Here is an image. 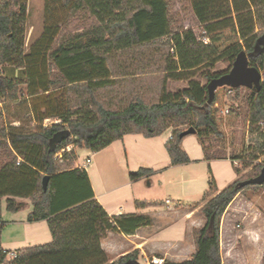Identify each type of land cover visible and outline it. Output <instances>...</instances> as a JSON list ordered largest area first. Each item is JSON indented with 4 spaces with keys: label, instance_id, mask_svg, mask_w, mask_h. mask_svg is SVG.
I'll use <instances>...</instances> for the list:
<instances>
[{
    "label": "trees",
    "instance_id": "1",
    "mask_svg": "<svg viewBox=\"0 0 264 264\" xmlns=\"http://www.w3.org/2000/svg\"><path fill=\"white\" fill-rule=\"evenodd\" d=\"M48 1L43 31L26 50L28 0H0V66L20 69L17 76L0 72V101L8 112V103L23 96L20 85L26 83L30 98L23 102L28 103L34 121V127L22 122L15 126L11 120L0 122V238L2 200L7 211L17 212L26 203L16 198L31 200L27 221L45 220L51 234L49 242L19 248L15 256L0 247V264H129L128 260L137 259L136 251L110 261L100 239L106 230L119 227L130 233L150 224L151 219L136 214L110 217L94 198L85 168L59 164H69L74 151L64 153L61 161L55 153L69 143L96 152L125 134L151 137L172 128L165 149L174 166L190 161L181 147V126L193 127L202 143L212 136L223 143L224 126L231 127L238 113L232 107L222 112L229 87H217L210 97L207 83L227 73L241 50L251 64L264 71V0H190L207 43L199 41L190 28L172 32L166 0H60L67 14L89 15V24L64 36L54 48L61 22L54 12L56 6ZM156 44L168 48L155 54L156 58L148 56L163 74L156 99L146 100L139 92H128L116 102L101 97L99 92L115 85L119 76L133 73L131 63H117L118 54L129 52V59L140 62L137 66L143 72L149 61H141L138 49ZM219 60L227 66L211 71ZM183 79L185 86L174 91L167 88L168 80ZM55 88L62 90L60 103L51 97ZM245 99L248 113L244 122L254 132L260 128L259 122L264 124V80ZM46 118L58 122L44 125ZM63 129L70 131L69 136L52 145L53 135ZM259 134L264 137V132ZM256 148L246 153L242 139L229 158L244 160L247 154L250 160L256 159L257 152L264 154V143L256 141ZM212 157L218 156L205 154L206 159ZM234 168L238 174L239 169ZM261 168L255 164L221 190L211 177L202 196L206 201L199 209L205 222L192 228L194 252L188 259H163L162 264H221L220 219L237 193L257 185L237 187L236 183L257 175ZM151 173L150 168H139L129 178ZM45 175L48 182L43 190ZM136 204L143 207L146 202Z\"/></svg>",
    "mask_w": 264,
    "mask_h": 264
},
{
    "label": "rangeland",
    "instance_id": "2",
    "mask_svg": "<svg viewBox=\"0 0 264 264\" xmlns=\"http://www.w3.org/2000/svg\"><path fill=\"white\" fill-rule=\"evenodd\" d=\"M47 0H29L28 2V38L31 45L36 38L42 33L44 25V15H45V5ZM56 6L54 11L57 15V19L61 22L59 27V32L55 37V40L51 46L54 48L63 39L64 36L69 34H74L77 31H81L86 28L89 24V15L83 13H77L74 15L67 14L60 6V0H50L49 4ZM168 1V18L170 20V29L172 32L190 28L193 30L196 37H200L202 34V26L198 23L194 16L190 0H166ZM168 48L156 45H146L138 49L141 54V61L143 63L149 61L148 67L142 72L140 66H137L140 62H135L136 59H129L130 53L118 54L117 63H131V72L125 78L119 76L116 81H118L112 87H108L100 91V95L105 99H113L116 102L119 98L123 97L128 92H139L146 100L156 99L160 93V79L162 77V72L156 70L155 63L153 60H149L148 56L154 57L155 54L166 52ZM172 51V50H169ZM137 52V51H136ZM156 58V57H154ZM227 66V62L219 60L217 61L211 71L220 70ZM262 80H264V71L262 69ZM198 76V75H197ZM202 82L205 79L200 78ZM187 84L185 79L183 80H168L167 88L170 90H177ZM21 94L26 91V87L20 85ZM251 89L247 87H239L238 91H227L229 94L225 96V107L222 110L226 113L229 107L234 108L237 111L236 120L234 124L230 126H224L226 133L225 141L218 142L214 136L210 138H204L203 143L200 138L194 134H187L183 138L182 147L188 154L190 161L185 164L184 175L185 184L182 186L179 182L172 184H163L161 176L154 174L153 172L149 175L151 181L150 186L146 187L147 180L141 183L142 188L147 190V194L151 198L156 199L159 202H164L165 198H168L170 202L168 205H173L177 202L185 203L176 205L183 211L172 212L165 216L158 214L155 216V229L169 223L168 227L158 230L156 233V242L161 243L163 240H182L181 251L188 252L191 246L193 250V238L192 229H185V218L191 217L192 221L189 225H202L205 222V218L200 207L206 200L202 199L204 189L208 187V180L213 177L217 185L224 184L231 175L236 174L235 167L239 169L238 177H241L247 173L255 164H260L264 166V154L257 152L256 159L250 160V158L245 155V159L241 160L237 164L230 161V156L238 149L240 141L243 139L245 147L248 149L246 153L251 152L256 148V141L264 143V137L259 133L264 132V124L258 123L259 129L251 132L248 127V122L245 121V117L248 113V106L245 97L249 95ZM237 93V95H235ZM12 108L14 113L21 117L22 124L26 127H34L32 124V115L28 113L29 106L27 102H23V99L16 102L15 105L9 106ZM11 120L9 117L0 113L1 121ZM44 125H50L54 123L52 119L43 122ZM181 128L186 129L185 126ZM136 134H131L129 137H136ZM156 136V135H155ZM155 136H151L155 137ZM156 139V138H152ZM155 141V140H151ZM132 146L134 148H132ZM138 147L139 143L127 144V153L125 156L123 153L120 156H114L115 160L110 161L105 166V172L111 177H116L118 179L128 178L130 172L135 171L147 160H154V157H150L143 153ZM159 147V146H158ZM79 148L76 146L75 150ZM110 148L103 150L106 153L109 152ZM97 152V151H96ZM157 153L164 154L163 157L158 156L159 164H165L163 162L167 161L168 154L166 149L161 148L160 151L156 150ZM99 154V155H102ZM162 154V155H163ZM205 154L211 156V154L217 155L218 157H212L210 159L205 158ZM86 157H90L92 163H88L87 167L90 175L96 180V186L99 188L101 182H98L97 173L93 171V160L94 154L92 151L81 149L77 151V162L80 165L85 163ZM111 158V157H110ZM150 158V159H149ZM59 162V161H58ZM232 162V163H231ZM59 164L63 163L59 162ZM233 164V165H232ZM168 174V175H167ZM166 176L172 180H176V172L169 171ZM102 177V171L100 172ZM165 178V183L166 179ZM177 181V180H176ZM226 186V185H225ZM128 191L125 186L118 188L117 192L123 193ZM115 192V193H117ZM237 196L225 209L221 219H220V253H221V264H264V184L249 186L242 192H239ZM121 196H123L121 194ZM124 198V197H123ZM188 210H191L190 212ZM21 214V213H20ZM20 214H15L7 212L4 210V219H10L19 216ZM191 215V216H190ZM191 219V218H190ZM48 226V225H47ZM45 224L46 230L48 229ZM11 231L10 226L7 228L5 234ZM31 235V234H30ZM41 239H36L35 242L43 239L41 233L39 234ZM22 245H17L16 247L9 246L10 250L13 248L21 247ZM188 256H190L188 254ZM156 257H159L156 255ZM151 257H148L150 259ZM188 257H183L185 259ZM140 264H146V259H137Z\"/></svg>",
    "mask_w": 264,
    "mask_h": 264
},
{
    "label": "crops",
    "instance_id": "3",
    "mask_svg": "<svg viewBox=\"0 0 264 264\" xmlns=\"http://www.w3.org/2000/svg\"><path fill=\"white\" fill-rule=\"evenodd\" d=\"M27 14H28V19H29L30 14L28 12V3H27ZM28 19H27V24H26V38H25V49L26 50H28L29 47L31 46V45H28L29 43V38L27 36ZM38 38H36V40ZM36 40H34L33 42H35ZM0 72L4 74H8V75L17 76L20 72V69H17V68L13 69L11 66L3 65V66H0ZM55 72H56V69L53 68L52 73H55ZM22 81H25V79L22 78ZM21 85L26 87V83L24 82H22ZM49 91H52V90H49ZM53 91H55L53 95L51 96L53 100L57 99L59 103L62 102L61 88H55ZM48 92H45V93L47 94ZM22 95L23 96L19 97L16 101L8 103V108L12 104L15 105L16 102H19L22 99L26 100L27 102L29 101L30 96H27L26 91L22 93ZM13 111L14 110L10 108L8 112H6V110L2 108V103L0 101V113L9 117L11 119V124L16 126L22 122L21 121L22 119L20 116L16 115ZM28 113L31 114L30 111H28ZM50 119H52L54 123L58 122L56 118H46L44 121L50 120ZM33 123L34 121H32V124ZM171 131H172V128H167L165 131H163L159 135L152 137L156 139H152L151 137H146L141 133H133L137 135L136 137H129V135L131 134H125L122 136V138L113 141L107 147L97 152H93L94 154L93 171L96 172L98 175L97 176L98 182H101V186L99 188H97L96 186V180L90 175L87 165L83 166L77 162V151L81 149L90 151L89 149L77 148L76 150H74V157H72V160L69 162V164H66L63 166L65 168L67 167L68 168H71V167H84L85 168L90 186L93 191L94 198L101 204L103 209L107 212V214L110 217L118 216L122 214H136V215L148 216L151 219L150 224L139 226L130 233H127L121 230L119 227L115 229H111V230H106L104 232V234L102 235L100 239V245L102 249L106 252L107 257L110 261L117 259L122 254L129 253L132 251L137 252V259L138 258L148 259V257H154V256L156 257V255H158L160 258L169 259L172 261L184 260L182 259L183 257L190 258L191 254L194 252V248L192 250L191 246L187 253L184 251H181L182 246H183L182 240H178L176 238L175 240L174 239L173 240H163L161 243H157L155 241L156 233L158 232V230L168 227L169 225V223H167L159 227L158 229H155L156 227L155 216L158 214L168 216L169 213L176 212V211L177 212L182 211L185 214V211H183L179 207H176V205L185 204V203L177 202L173 205H168L167 203L170 202L168 198H165L164 202H159L156 199L151 198V196L147 194L148 193L147 190L142 188L143 186L141 185V183L144 182V180H147V184L145 186L149 187L151 183L149 179L150 177L149 175H151L152 173L147 176H142L140 178L131 180L129 178V174H128V178L118 179L116 177H111V175L107 174L104 170L105 166L110 161L112 162L113 160H115L114 157H112V155L120 156L124 153L126 156L128 155L127 144L131 143L133 145V143H136V144L139 143L140 147L138 148L143 153L147 154L150 157H154V160L152 159V160H147L148 162H142L144 163L142 165H145V166L143 167L140 166L139 168H150L153 170V172L156 171V173L154 174L161 176V180L163 184L167 185V184L179 182L181 186L182 184L184 185L186 181L185 175H184V168H185L184 166L186 163L174 165V166L170 165V159L168 156L167 161L163 162L165 164H159L160 160L158 159V156L163 157V161H164V154L157 153V155H155L156 150L160 151V146L161 148L165 149V142L171 137ZM151 140H155V141H151ZM182 142H183V139L181 141V147H182ZM134 147L132 146V148ZM108 148H110L109 152H106L103 154L99 153V152H103V150L108 149ZM99 154H102V155H99ZM90 163H92L91 159H90ZM101 171H102V177L100 176ZM169 171L176 172L177 181L175 179L172 180L171 178H169V176L168 177L166 176L167 172ZM166 177L169 179H166V183H165ZM237 178H238L237 173L234 175H231L230 178L224 184L217 185L218 190H221L222 188L225 187V185L227 186L228 184L235 181ZM121 186H125L128 191H124L123 193L117 192L118 188ZM206 189L207 187L204 189V192L206 191ZM121 194L123 196H121ZM239 195L240 194L237 193L236 196L233 198V200ZM16 199L20 201H24L26 204L19 211L11 212L15 214H20V213L21 214L17 217L10 218V219H4V210L5 211L7 210L5 209L4 200H2L1 216H2V219L4 220V225L1 230L0 247L10 252H15L16 250L22 247L33 246V245H38V244L49 242L51 240V234H50L49 228L45 220H40V221H35V222L27 221V215L32 209L31 200L29 198H16ZM167 199L169 200L168 202H166ZM138 201H145L146 205L143 207H137L136 203ZM188 211L190 212L191 210H188ZM184 218H185L184 230L185 229L188 230V229H192L193 227L201 226V225H192V226L189 225L190 222L192 221V216L184 217ZM45 224L48 228L47 230L45 228ZM9 226L11 228V231H8V233L5 234ZM40 233L43 239L41 240V242L40 240L35 242L36 239H41L39 237ZM10 245L12 247H16L17 245H22V246L18 248H13V250H10L9 248ZM188 254L190 256H188ZM188 258H185V259H188Z\"/></svg>",
    "mask_w": 264,
    "mask_h": 264
},
{
    "label": "water",
    "instance_id": "4",
    "mask_svg": "<svg viewBox=\"0 0 264 264\" xmlns=\"http://www.w3.org/2000/svg\"><path fill=\"white\" fill-rule=\"evenodd\" d=\"M262 73L259 67L250 63L247 53L241 50L237 53L230 70L227 73L220 75L219 77L212 78L207 83L208 95L212 97L214 91L217 87L227 86L229 88L235 87H247L258 89L262 83ZM195 129L193 127H188L182 130L179 134L180 137H184L187 134H194ZM70 131L68 129H63L56 132L52 139L51 144L55 145L59 143L62 139L68 137ZM48 182V176L45 175L42 178L43 190H46ZM264 183V166L260 169L259 173L253 177L238 181L236 183L237 187H243L247 185H261ZM129 264H140L137 259L128 260Z\"/></svg>",
    "mask_w": 264,
    "mask_h": 264
},
{
    "label": "built area",
    "instance_id": "5",
    "mask_svg": "<svg viewBox=\"0 0 264 264\" xmlns=\"http://www.w3.org/2000/svg\"><path fill=\"white\" fill-rule=\"evenodd\" d=\"M199 41L203 42V43H207L209 41L208 37L205 35V31L202 30V34L200 37L197 38ZM229 92L231 91V88H229L228 90ZM261 124V122L259 123ZM76 148V146L73 143H69L65 146H62L54 155L55 158H57L58 160L61 161V158L63 156L64 153H68L71 151H74ZM232 162L234 164H237L238 162H241V159H234L232 160ZM88 163H90V157H86L85 159V163L83 164V166H86ZM169 200L167 199L166 202H168ZM8 255L10 256H15L14 252H9ZM163 263V258L160 257H151L150 259L146 258V264H162Z\"/></svg>",
    "mask_w": 264,
    "mask_h": 264
},
{
    "label": "bare ground",
    "instance_id": "6",
    "mask_svg": "<svg viewBox=\"0 0 264 264\" xmlns=\"http://www.w3.org/2000/svg\"><path fill=\"white\" fill-rule=\"evenodd\" d=\"M191 216V215H190Z\"/></svg>",
    "mask_w": 264,
    "mask_h": 264
}]
</instances>
